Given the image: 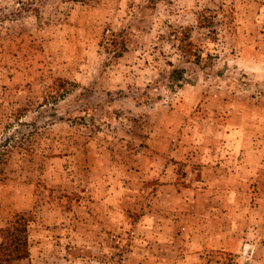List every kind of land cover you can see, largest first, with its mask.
<instances>
[{
  "label": "rangeland",
  "instance_id": "obj_1",
  "mask_svg": "<svg viewBox=\"0 0 264 264\" xmlns=\"http://www.w3.org/2000/svg\"><path fill=\"white\" fill-rule=\"evenodd\" d=\"M3 151L16 264H264V0H0Z\"/></svg>",
  "mask_w": 264,
  "mask_h": 264
},
{
  "label": "trees",
  "instance_id": "obj_2",
  "mask_svg": "<svg viewBox=\"0 0 264 264\" xmlns=\"http://www.w3.org/2000/svg\"><path fill=\"white\" fill-rule=\"evenodd\" d=\"M11 154L0 152V162L8 164ZM33 216L18 213L4 224L0 222V264H16L30 259L29 227Z\"/></svg>",
  "mask_w": 264,
  "mask_h": 264
}]
</instances>
